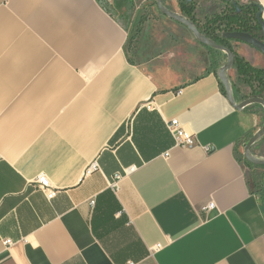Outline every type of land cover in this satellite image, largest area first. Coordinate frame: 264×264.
<instances>
[{
  "label": "crops",
  "instance_id": "1",
  "mask_svg": "<svg viewBox=\"0 0 264 264\" xmlns=\"http://www.w3.org/2000/svg\"><path fill=\"white\" fill-rule=\"evenodd\" d=\"M195 2L200 18L217 0ZM128 40L97 0H0V264H264V201L238 155L262 114L229 103L226 60L193 35L184 57L155 42L139 62Z\"/></svg>",
  "mask_w": 264,
  "mask_h": 264
},
{
  "label": "rangeland",
  "instance_id": "2",
  "mask_svg": "<svg viewBox=\"0 0 264 264\" xmlns=\"http://www.w3.org/2000/svg\"><path fill=\"white\" fill-rule=\"evenodd\" d=\"M102 8L113 18H115L122 26L125 27L129 33V40L126 46V52L128 57L133 59L134 62H139L141 50H145L147 43L152 46V43L158 42V48L164 49L174 47L178 50L181 57L188 53L187 48L190 45V39H192V34L189 30L181 24H178L168 17L162 15L156 5L157 0H97ZM239 5H243L246 0H234ZM250 1V0H248ZM178 3V1L176 0ZM232 2V0H231ZM230 3V2H228ZM163 4L168 9L182 13L179 5L177 6L172 0H163ZM205 11L196 20L202 25L205 24V15L212 17L215 14H221L226 12L228 9L227 4L221 0H217L216 3L209 4L205 6ZM146 20L143 24L141 22ZM140 30L137 40L133 37ZM154 38V39H150ZM156 38H158L156 40ZM187 51V53H185ZM186 67V66H185ZM240 87L239 91H243V94L249 95L251 98L252 89L250 86L237 83ZM257 111L262 114L264 123V108L255 107ZM262 123V125H263ZM251 153L258 157L264 159V138L258 141L251 149ZM238 155L241 159L244 157V147H238ZM246 175L248 181L254 192H259L264 194V167H256L254 169H249L246 167Z\"/></svg>",
  "mask_w": 264,
  "mask_h": 264
},
{
  "label": "trees",
  "instance_id": "3",
  "mask_svg": "<svg viewBox=\"0 0 264 264\" xmlns=\"http://www.w3.org/2000/svg\"><path fill=\"white\" fill-rule=\"evenodd\" d=\"M177 1L182 12L181 14L184 15L190 21H192V23L202 35L206 36L207 38L211 39L212 41L216 42L217 44L223 47L230 48L234 52L235 61L233 68H235L237 72V83H242L251 87V98L260 97L264 99V70H258L253 68L247 61H245L243 58L239 57L236 54L231 45L232 40L223 38L224 33L243 32L250 34L252 37L258 40L264 41V37L262 36V29L256 20V15L261 10L260 6L255 1H250L246 5H239V3H236L234 0H232V2L230 3L221 0L222 2L227 4V11L221 14H215L212 17H206L205 24L202 25L196 20V0L190 3H187L186 0ZM233 3L237 4L239 10H237ZM145 21L146 20H143L141 24H143ZM139 33L140 30H138L136 35L133 37L134 40H137ZM208 50L214 54L223 55L224 59L227 60V55L224 52L217 51L211 48H208ZM130 60L134 62L133 59L130 58ZM213 67V70L217 72L218 70H220L221 67H223L222 62L215 61L213 63ZM220 85L222 91L226 93V90L221 84V82ZM237 85L232 84L234 99L236 98L237 93H239V89L237 91ZM255 107L261 108L260 105H254L246 107L244 110L252 112L253 109H256ZM252 136L253 135H250L248 137L245 145L248 143L249 139ZM244 163L245 166L249 169H254L257 167L249 163L246 159H244ZM256 193L260 195L264 201V194L260 193V191Z\"/></svg>",
  "mask_w": 264,
  "mask_h": 264
},
{
  "label": "water",
  "instance_id": "4",
  "mask_svg": "<svg viewBox=\"0 0 264 264\" xmlns=\"http://www.w3.org/2000/svg\"><path fill=\"white\" fill-rule=\"evenodd\" d=\"M193 1H195V0H186L187 3H190ZM223 1L231 2V0H223ZM156 5H157L158 11L162 15H164V16L168 17L169 19H171L172 21L186 27L189 30V32L195 37V39L200 44H202L203 46H205L207 48H211V49H215L217 51L224 52L227 55L226 63L218 71V78L226 90V94H227V98H228L229 103L235 109L242 110V109H244L250 105H260L261 107L264 108V99L260 98V97H252V98H249V99H247V100H245L239 104H236V102L234 100L233 91H232V85H231V82H230V79L228 76V73L234 67V61H235V54L230 48L223 47V46L217 44L216 42L212 41L211 39L207 38L206 36L202 35L198 31V29L195 27V25L192 23V21L187 19L181 13L172 11V10L168 9L167 7H165L163 4V0H157ZM233 5L237 8V10H239L236 3H233ZM256 20L262 29V36L264 37V21L262 20V11L261 10H260V12L257 13ZM223 38L228 39V40H232V41L242 42V43H245L247 45H250L253 48L260 51L264 55V41L258 40L256 38L252 37L248 33H243V32L224 33ZM262 138H264V123H263L261 129L249 139L248 143L244 147L245 159L249 163H251L257 167H264V159L254 156L251 153V149Z\"/></svg>",
  "mask_w": 264,
  "mask_h": 264
},
{
  "label": "built area",
  "instance_id": "5",
  "mask_svg": "<svg viewBox=\"0 0 264 264\" xmlns=\"http://www.w3.org/2000/svg\"><path fill=\"white\" fill-rule=\"evenodd\" d=\"M168 130L171 133V135L173 136V138L175 139L176 145L179 147H183V148H191L194 147L197 142L194 138V136L189 135L185 132L184 128L180 125L178 120H173L169 125H168ZM167 156V155H166ZM98 165L97 163H93L87 173H93L98 171ZM133 169H130V171H132ZM116 181H114L113 183H111V187L116 190L118 187V179L119 176L115 177ZM35 185L40 188L41 190H43L44 192L47 193L48 198L52 199L55 197L56 192L54 190H52L50 188V183L47 179L46 176H40L37 178V180L35 181ZM214 208V204L210 203L205 210H211ZM162 249L161 245H157L156 247L151 249L152 253H155L157 251H160ZM128 264H134L132 262H129Z\"/></svg>",
  "mask_w": 264,
  "mask_h": 264
}]
</instances>
